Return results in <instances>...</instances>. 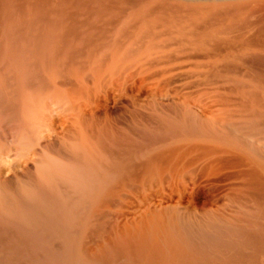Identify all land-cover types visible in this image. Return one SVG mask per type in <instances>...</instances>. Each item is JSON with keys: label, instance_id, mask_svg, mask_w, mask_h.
<instances>
[{"label": "bare ground", "instance_id": "obj_1", "mask_svg": "<svg viewBox=\"0 0 264 264\" xmlns=\"http://www.w3.org/2000/svg\"><path fill=\"white\" fill-rule=\"evenodd\" d=\"M252 3L0 0V259L264 264Z\"/></svg>", "mask_w": 264, "mask_h": 264}, {"label": "rangeland", "instance_id": "obj_2", "mask_svg": "<svg viewBox=\"0 0 264 264\" xmlns=\"http://www.w3.org/2000/svg\"><path fill=\"white\" fill-rule=\"evenodd\" d=\"M246 2H250L251 4H253V0H246ZM1 258V256H0ZM9 260V261H8ZM0 259V264H10V259ZM14 262L16 261L18 264H23L25 262L24 259H12ZM8 261V262H7ZM29 264H34L35 263V259H30V262H28Z\"/></svg>", "mask_w": 264, "mask_h": 264}]
</instances>
